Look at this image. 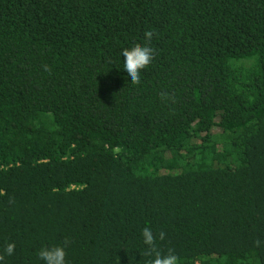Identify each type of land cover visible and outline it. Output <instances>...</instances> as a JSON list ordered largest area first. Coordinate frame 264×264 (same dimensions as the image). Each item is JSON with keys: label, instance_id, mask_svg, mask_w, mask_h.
<instances>
[{"label": "trees", "instance_id": "trees-1", "mask_svg": "<svg viewBox=\"0 0 264 264\" xmlns=\"http://www.w3.org/2000/svg\"><path fill=\"white\" fill-rule=\"evenodd\" d=\"M145 227L264 264V0H0V264H148Z\"/></svg>", "mask_w": 264, "mask_h": 264}, {"label": "clouds", "instance_id": "clouds-1", "mask_svg": "<svg viewBox=\"0 0 264 264\" xmlns=\"http://www.w3.org/2000/svg\"><path fill=\"white\" fill-rule=\"evenodd\" d=\"M155 35L153 30L146 31L144 33L146 43L141 45L135 44L132 48H125L122 51V57L124 58V70L130 77L131 84L139 85L141 83V71L146 69L154 59L155 49L150 47L149 44ZM45 71H50L48 66H44ZM161 98L168 100L174 98L170 97L169 94L162 92ZM9 203H14V198L9 199ZM165 233L159 232L158 236L161 241L165 239ZM143 242L148 247L144 251V255L153 257L148 261V264H180V258L175 254V250L169 248L166 253H163L156 244V235H154L150 227H145L142 230ZM70 243V239L66 238L63 245L44 247L39 252V258L45 262V264H67L66 261V246ZM258 247L260 241L255 242ZM15 244L8 243L3 250V254H0V261L5 259V255L11 256L14 253Z\"/></svg>", "mask_w": 264, "mask_h": 264}]
</instances>
